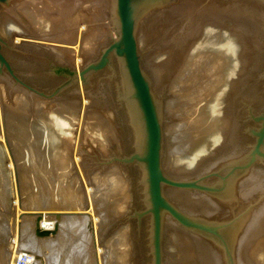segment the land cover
Returning a JSON list of instances; mask_svg holds the SVG:
<instances>
[{
  "label": "rangeland",
  "instance_id": "374dc122",
  "mask_svg": "<svg viewBox=\"0 0 264 264\" xmlns=\"http://www.w3.org/2000/svg\"><path fill=\"white\" fill-rule=\"evenodd\" d=\"M18 1L20 3L18 7L20 8V6H23L21 5V1L23 4V2L27 0H15L10 5L0 10V36L6 40L9 45H11V34H14V31H9L11 30L9 22H12L14 18V15L12 14L19 15V17H26L24 15L25 13L22 11L20 12V10H17L19 11V14L15 12V5ZM102 1L103 4H101ZM96 2H99L102 5L101 10H99L103 15V17L101 16V20L105 18V23H109L111 25L112 32L115 33L117 29L114 15L115 0H85V4H83V6L85 5L84 7L86 8L88 5L90 6L91 3ZM13 8L15 11H12ZM98 14L100 13L98 12ZM84 17L85 15L82 19H80V29L86 27L85 21H87V19ZM75 19V22H78V18ZM104 27L105 26H103V28ZM104 29L107 34L109 27L107 26ZM100 30L102 31L101 28L98 31ZM17 33L21 35H17L14 40L15 42H13L14 45L17 46L16 51H11L7 47H5L4 50L5 56L12 62L15 68L16 78L10 76L6 72L0 73V136L4 135V142L0 143V264H8L11 257L10 255H14V252L17 250L21 252V248L23 250L22 244L31 248H29L28 251H26V249L22 251L21 257L18 258L16 264H34L36 256H38L37 258L40 256L42 258V260L39 258V261L41 260L42 262L39 264H49L46 259V255H50L48 251L49 248L50 253L52 249H55L52 250L51 255H55L58 259L61 250L66 249L67 244L72 243L74 240L77 242L80 238H82L81 240L83 242L80 240L77 244L79 245L80 250L82 249L83 251L81 250V253L77 248L76 250L81 254L76 251L78 255H75L79 257L80 255L85 254L84 256H87V258H85L88 259V254H91L92 257L89 255L90 259L95 257L93 260H90L92 262L95 260L93 264H103L104 257H107L106 255L110 254L108 251L109 249L106 250L104 248L108 246V243H110L112 238H114L113 236L120 232L121 229V231H124V240H122L123 245L121 244V246L119 244V247L117 246L116 249L118 256L122 257V264H154L152 245L153 223L152 217L149 214H146L149 208L146 172L144 167L139 164L126 165L123 162L126 157L128 158L135 153H138L141 143L139 140L137 141L139 136L135 137V130L132 129L131 125V115L128 106L131 96L128 93V91H130L129 88L127 89L128 78L122 68L121 60L113 57L109 67L101 72L94 73L91 78L88 79L87 84H89V86L87 87H89L90 92L92 91V95H95L93 96L94 99H99L97 101L101 103L102 107H105V112L107 113L106 116L113 119L114 122L118 124L117 126L123 128V134L117 136V147H115L116 145L113 146L111 144H106L105 146L98 145L92 138L86 140V144L84 145L85 147L82 149V157L84 158L85 156L84 159L87 160L86 168L88 170L86 172L89 178L93 179L97 174L103 177L107 174L109 169L117 168L121 171L123 180L127 183L125 185L126 187L124 186V188H126L124 190V194L119 196L118 190L113 193V198L114 195H118L116 200L117 203L115 201L114 203L109 202L110 198L104 196L102 198H97L99 200L95 202V205L99 204L98 206H95L94 208H85L84 205L81 204L79 209V203H82L85 200L84 195L87 194L88 191L91 192V190L96 193L98 188L91 186L93 184L92 179L88 180L86 172L82 171L85 182L83 183V186L82 184L79 186V189L82 191L81 192L79 190L81 195H75V197L72 198L73 202L71 201L70 205L69 202H65L68 204L64 205V203L63 206L59 205V208H52V206H48V201L51 198H54V200H60V203H62V200L66 199L73 191L74 187H76L74 179L78 174L75 173L76 170L73 162L75 161V157L73 156L74 154L71 155V159L69 158L70 162H68L66 173H64L65 170H62L63 166L60 165L61 163L56 158V150L59 145H62V139L60 137L61 135H64V133H60V130L62 129L58 125L60 123L56 124L53 122L54 119L50 117L56 113L58 107L65 105L68 101L67 96L74 93L75 90L78 89L79 85H83V83H79L78 86H66V88L61 90V92L57 93L60 88L65 85L67 80L53 73V61H49L48 63L42 60L33 61L36 59H30V57H25V55L22 56L20 53L23 50H19L22 47L19 48V45H16V39L22 38L23 33L21 31L19 32V30ZM102 33L104 34V32ZM103 39H100V41L95 43L93 46L94 52L90 58L91 60L97 61L101 56L103 49L108 45V43L112 42L108 39ZM106 41L108 42L106 43ZM49 44H51L50 46L58 45L55 43ZM44 51L46 52L48 49ZM97 53H99V55ZM90 59L89 62H92ZM57 63L63 65L62 63ZM70 69H72L71 66ZM18 80L28 85L31 89L18 83ZM90 86H92V90L90 89ZM95 90L98 93H95ZM65 136L69 137L68 134ZM50 137L52 139H50ZM49 150L52 160L55 161V163L51 165L48 163ZM261 152L263 156L257 155V158L255 160L253 159L248 166L243 168L240 167L241 169L239 172L241 173L238 176H235L234 179L232 178L230 182L231 185L235 183L234 186L237 188L238 194L242 192L241 196H244L245 198L244 199L239 195V198H242L241 202L240 199H236L239 202H236L235 200L232 204H230L233 210L230 207H228V209L225 208L227 205L223 206L222 201L219 199L223 197L221 196L223 193L212 194L195 188H165V197L183 214L193 220H197L213 227L228 226L229 233L227 232L228 237H224L222 240L220 237L214 236L208 232L183 227L169 215H165L163 218L162 239L163 264H214V261H216L215 264H264V146L261 148ZM238 168L239 167L234 168L233 171L238 170ZM233 171L230 174L235 175V173L238 172L236 171L233 173ZM221 178L222 177L218 175H211L202 178L197 182H200L203 186L215 188L221 184ZM66 186L69 189L66 188ZM119 197L122 199L121 202ZM15 201L18 202L17 205L14 204ZM115 203L117 208L116 212L113 211L115 212L113 214L111 209ZM203 203L205 205H203ZM212 204H215L217 208ZM206 205L208 207H206ZM32 207L35 211L34 209L30 210ZM78 209L80 211H85L82 213ZM91 209H95L96 211H91ZM23 211H28L29 213L27 212V214L25 212V214ZM36 211L37 214L35 213ZM86 211L89 213L93 212L92 214L94 219L90 214H88L89 220L90 218L92 220L89 221L87 218L84 221V217L86 213H88ZM46 212L51 216H60L64 215V213H67V215H64L67 217L72 215L71 225L73 222L76 227L75 228L72 225L70 233L67 234L65 238H62L63 240L54 241L53 243L55 244L52 243V245L50 244L51 246H48L43 242L44 240L41 237L44 238L45 235L40 236L41 233H48V230L45 228V222H48L46 220H48L49 217L51 218V216L47 215ZM30 213L34 214L30 215ZM209 213L212 216H210ZM139 214L143 215L141 219L139 218ZM36 215L37 217H35L34 221H31L32 223L30 222V225V223H28L29 218ZM75 216L77 218H75ZM60 217L62 218V216ZM82 217L83 219L81 220ZM253 217L255 218V221L254 219L252 220ZM25 220L27 222L21 226V223L23 224ZM76 220L79 222L81 221L82 226L79 224L77 225ZM171 220L173 221L172 223ZM85 222H89V225ZM97 223H99V227L97 226ZM249 223L252 224L249 225ZM237 224H241L243 226L240 233H242L245 228L248 230H244L245 233L247 232L246 235L244 233L246 237H244L242 233V241L240 239L239 244L237 242L234 244V240H231L233 238L232 232L238 226ZM246 225L250 228L253 227V229L248 228ZM79 226L81 229H86V226H89V228L90 226L91 228L96 226L98 234H96V239L100 242L94 241L96 239L91 235V228L90 230L83 229L82 231ZM23 227L25 230H22L24 229ZM77 228H79L78 231ZM79 231H82V234L78 239V236L80 235L75 232L79 233ZM85 231H89V233L86 234ZM21 232L25 233H23L24 236L20 235ZM89 234L91 235V238ZM15 235H17V237ZM82 235H87L86 237L88 238V241L83 240V238L85 239L86 237H82ZM46 237L47 236H45V238ZM185 238L187 240H185ZM19 239L22 240V242ZM30 240H34L33 243ZM13 241L18 243V245L16 243L14 244ZM19 241L22 244H20ZM93 241L97 242V246H93ZM19 244L22 246L21 248L18 247ZM208 245H211L212 247ZM104 251L109 253L106 254ZM84 256H80L82 260H80V264H84L85 259H82ZM77 260L78 259H76V261ZM76 261H74V264L79 262ZM50 264L52 263L50 262Z\"/></svg>",
  "mask_w": 264,
  "mask_h": 264
},
{
  "label": "water",
  "instance_id": "95a60500",
  "mask_svg": "<svg viewBox=\"0 0 264 264\" xmlns=\"http://www.w3.org/2000/svg\"><path fill=\"white\" fill-rule=\"evenodd\" d=\"M14 1L0 0V10ZM114 15L118 39L97 61L78 71L53 62V73L67 80L59 93L88 86L113 57L121 60L142 127L138 153L123 162L145 169L153 259L163 264L165 215L222 240L229 231L183 214L165 188L222 194L240 167L263 156L264 0H115ZM10 40L0 36V73L16 78L4 53L17 49L15 35ZM211 175L222 177L218 187L197 182Z\"/></svg>",
  "mask_w": 264,
  "mask_h": 264
},
{
  "label": "bare ground",
  "instance_id": "6f19581e",
  "mask_svg": "<svg viewBox=\"0 0 264 264\" xmlns=\"http://www.w3.org/2000/svg\"><path fill=\"white\" fill-rule=\"evenodd\" d=\"M19 4L20 3L18 1L16 3V5H15L16 6L15 7L16 8L15 9L16 11L14 10V8H13L12 11H15L16 13H18L19 11H17V10H20V12L22 11L23 13H25L24 15L26 17H24V16L23 17H21V16L19 17V15L12 14V15H14V18H13L12 22H9V26L11 28V30H9V31L10 32L14 31V34H11V35L12 36L15 35V37H17V35H21V34L17 33L18 30H19V32L21 31L23 33L22 38H17L16 39V45L18 44L19 45L18 46L19 48L22 47L21 49H19L20 51L23 50L20 53V54H22V56L25 55V57L28 56V57H30V59L31 58L36 59V60H33V61L42 60V61H45L46 63H48L49 61L50 62L53 61V62H56V63L59 62V63H62L65 67L70 68V66H71L73 69H75V70L78 71V70H80L83 66H85L89 62V59L92 57V54L94 52L93 46L95 45V43L99 42L100 39L102 40L103 37H104L103 40L108 39L109 41H115V40L118 39L117 34L114 33V32H112L111 25L109 23H105V21H104L105 18L103 20H101V18L103 17V15H102V12H100L99 10H101V8H102V5L101 4H103V1H102L101 4L99 2L91 3L90 6L88 5L86 8L84 7L85 5L83 6V4H85V0H42V1H36V0H34V1L33 0H30L29 1V0H27V1H24L23 4H22V1H21V5H23V6H20V8L18 7ZM98 12L100 14H98ZM103 14H104V12H103ZM84 15H85L84 18L87 19V21H85L86 27H84V28L82 27L83 29H80V24H81L80 19H82ZM75 18H78V22H75L76 21ZM7 25H8V23H7ZM103 26H105V27L108 26L109 27V31L107 30V34L105 32V29H104L105 27L103 28ZM100 28L102 29V31L100 30L101 32L98 31ZM102 32H104V34ZM19 37H21V36H19ZM107 42L108 41H106V43ZM49 43H55V44H58V45H56V46H54V45L53 46H50L51 44H49ZM46 49H48V51L45 52L44 50H46ZM53 53H54V55H53ZM97 54L99 55V53H97ZM91 61H94V60H91ZM36 64H37V62H36ZM88 86H89V84H88ZM90 89L92 90V86H90ZM93 92H94V90H93ZM95 93H98V92L96 91ZM93 96H95V95H92V91L90 92L89 87L80 84L79 87H78V89H76L74 93H72L71 95L69 94V96H67L68 97V99H67L68 101L65 103V105L64 106H61V107H58L56 113H54V115L50 117V118H53L54 119L53 122H55L56 124L57 123H60V124H58L59 127L62 128L60 130V133L61 134L64 133V135H61V137H60L62 139V143L60 142L62 145H59L58 148H57V150H56V153H57L56 158L61 163L60 165L63 166V169L62 170H65L64 173H66L67 168H68V166H67L68 165V162H70L69 160L71 159V155L74 154L73 156L75 157V159H74L75 161H73V162H74V166H75V170H76L75 173L78 174L77 176H75V179H74V182H76V187H74V189L72 188L73 191L72 190H71L72 192L70 191L71 193L68 195V197L66 199L62 200L63 201L62 203H60V200H57V201L54 200V198L53 199L51 198L48 201V203H49L48 206H50V207L52 206V208L53 207L59 208L60 207L59 205L63 206V204L65 202H69V205H70V202L71 201L73 202L72 198H74L75 195H77V196H78V194L81 195V193H80L81 190L79 189V186H81L80 184H82V186H83V183L85 182V180H84L85 178H84V176L82 174V171H85L86 172L88 170L86 168V161L87 160L84 159L85 156H84V158L82 157V154H83L82 149H83V147H85L84 145L86 144V140H89L90 138H92L93 141L95 143H97L98 145L105 146L106 144H109V145L111 144V145L115 146L117 144V141H118L117 140V136H120V134H123L122 133V129L123 128L117 126L118 124H116V122H114L113 119H110L109 117L106 116L107 113L105 112V107H102L101 106V103H99L97 101L99 99L96 100V99H94ZM96 97H97V95H96ZM135 105H136L135 102H133L132 99H129L128 106H129V111H130V115H131V122H132L131 125H132V129L135 130L134 131L135 137H138L139 136V139H137V141L139 140V142L140 141L142 142V130L140 129V126H141L140 125V122L136 119V111H135V108L136 107H135ZM103 108H104V110H103ZM55 119H57V120H55ZM128 124H130V123H128ZM66 134H68L69 137L68 136H65ZM3 136L4 135H1L0 136V143L1 142L2 143L4 142V139H3L4 137ZM50 139H52V138L50 137ZM61 139H60V141H61ZM139 142H137V143H139ZM115 147H117V145ZM114 156H115V153H114ZM48 159H49L48 163L50 165L55 163V161L52 160V156H51L50 150H49V157H48ZM10 164H12V163H10ZM123 172H125V171H123ZM121 173L122 172L119 171L117 168H115V169H109V171H107V174L105 176L102 177V176H100V175L97 174L92 179V178H89L88 177V174L86 172L87 177H88L87 179L88 180H91L92 179V183L93 184L91 185L90 182H89V184L91 186L95 187V188H97V187L98 188L96 190V193L93 192L92 190H91V192L88 191V193L84 195L85 200L83 199L84 201L82 203H79L78 207L81 206V204H83L85 208H94L95 206H98L99 205V204H96L95 205V202L97 200H99L97 198L98 197L99 198H102L104 196L110 198L109 202H113V203H114V201L116 202V200L118 198L117 196L118 195L120 196L121 194H124V190L126 189V188H124V186L127 184V183H125L126 181L124 182L123 176H122ZM234 184L231 185V183H230L229 186H228V188H227V190L221 195L223 197L219 198L222 201L223 206L224 205L225 206L227 205V207H225L227 209H228V207L231 208L232 206L230 204H232L236 199H240L239 197L242 195V192L240 194H238V190L234 186ZM67 186H66V188H68ZM64 188H65V186H64ZM117 190H118L119 193H118V195H114V198H113V193H115ZM120 191H121V193H120ZM128 195H129V193H128ZM60 197H61V195H60ZM216 197H218V196H216ZM241 197L244 198V196H241ZM207 199H209V198H207ZM241 199H240V202H241ZM121 200L122 199L120 198V202H121ZM75 201H76V199H75ZM236 202H239V201L236 200ZM17 203H18L17 201L14 202V204H16V205H17ZM116 203L113 205V207L111 209L112 212L113 211L116 212V208H117L116 207ZM67 204L68 203H65L64 205H67ZM203 205H205V204L203 203ZM212 205H214L216 207L215 204H212ZM206 207H208V206L206 205ZM218 208H219V205H218ZM31 209H34V208L32 207V208H30V210ZM79 209H80V207H79ZM92 210L93 209H91V211ZM223 210H224V208H223ZM34 211H35V209H34ZM84 211H80V212L83 213ZM93 211L95 212L96 210L94 209ZM25 212L27 213L28 211H25ZM25 212L23 211V213H25ZM30 212H32V211H30ZM86 212H88V211H86ZM115 212H113V214ZM210 212H211V210H210ZM35 213L37 214V211ZM75 213H77V212H75ZM92 213L93 212L86 213L87 216L86 215H85V217L83 216L84 217V221H85V219L88 218V214H90L93 217V214ZM31 214L33 215L34 213H30V215ZM56 214H57V212H56ZM77 214H79V213H77ZM47 215H50V214L47 213ZM64 215H67V213L66 214L64 213ZM64 215H60V216H62V218L60 216H58V215H56V216H51L50 215L51 218L49 216H47V217H49V219L48 220L45 219L46 221H48V222H45V225H46L45 228L48 230V233H44V234L41 233L40 236H44V235L47 236L46 238H45V236H44V238L41 237L44 240L43 242L46 245L51 246L54 241L61 240L62 238H65L67 234L70 233V229H71L72 225L74 226V223L73 222H72V225H71V221H72V217L71 216L72 215L70 217H67V216H64ZM209 215H210V213H209ZM210 216H212V215H210ZM18 217H20V216H18ZM35 217H37V215L36 216H31L29 218V222L28 223H30L31 221H34L35 220ZM83 217L81 218V220L83 219ZM75 218H77V217L75 216ZM21 219H24V218H21ZM93 219H94V217H93ZM253 219L255 221V218L254 217L252 218V220ZM88 220H89V218H88ZM90 220H92V219L90 218ZM49 221H51V222H49ZM93 221H95V220H93ZM25 222H27V221L25 220L23 222V224L21 223V226H23L25 224ZM78 222L79 221H77V225L78 224L79 225L82 224L81 221L79 223ZM172 222L173 221L171 220V223ZM31 223H30V225H31ZM85 223H87V222H85ZM87 224L89 225V222ZM94 224H96V223H94ZM98 224L99 223H97V226H98ZM250 224H252V223H249V225ZM171 225H173V224H171ZM237 225L238 226L237 227L235 226L236 228L234 227L235 229L232 232L233 233V235H232L233 238L231 240H234V242H233L234 244L236 242L239 244L241 237L245 233L244 230L245 229H246V231L248 230L247 228L244 227L245 229H243L244 232L242 231V233H243V235H242V233H240V232H241L243 226L241 224L240 225L237 224ZM246 226H248V225H246ZM28 227H29V225H28ZM83 227H84V225H83ZM79 228H80V226H79ZM79 228H77V231L79 230ZM90 228H91V226H90ZM90 228H89V226H86V229L85 228H83V229H85V230L89 229L90 230ZM248 228H250V227L248 226ZM16 229H17V227H16ZM83 229H81V230L83 231ZM250 229H253V227L250 228ZM20 230H19V232H20ZM22 230H25V228L22 229ZM121 230H120V232H118L116 235L113 236L114 238H112V241L110 243H108V246L107 245H106L107 247L105 246L106 248H104V249H106V250L109 249L108 251L110 252V254H108L109 252H105V251L104 252L106 254L110 255V256L106 255L107 257H104L103 264L104 263L105 264H122V261H121L122 260V257L118 256V252H117V249H116V247L119 244L120 245L121 244L123 245V241L122 240H124L123 239L124 231H121ZM45 232H47V231H45ZM81 232L80 231H79V233L75 232L76 234L80 235V236H78V239H79V237H81V234H82ZM91 232H92L91 235L93 237H95V239H96L97 227L96 226L92 227L91 228ZM23 233L21 232L20 235H23ZM85 233L88 234L89 231L88 232L85 231ZM246 233H245V235H246ZM91 235L89 234L90 238H91ZM245 235H244V237H246ZM15 236L17 237V235H15ZM18 236H19V234H18ZM86 236L85 235L84 236L82 235V237H86ZM18 238H20V237H18ZM33 238H31V239H33ZM86 238L85 239L83 238V240L88 241V238H87V240H86ZM178 238H180V237H178ZM14 239H17V238H14ZM81 239L82 238H80V240ZM80 240H77V242H76V240H74L72 243L67 244V248L61 250V253H60V256H58V259H57V257L55 255L54 256H53V254L51 255L52 250H55V249H52V247H51L52 250H51V253H50V248H49L48 251H49V254L50 255H48V254L46 255V259H47L48 263L50 264V262H51L52 264L53 263L54 264L55 263L56 264H74V261H76V259H78L76 262L79 261L77 264H80L81 263L80 262V260H81L80 256H84L85 255L84 252H83L84 255H80L79 257L76 256V255H78L77 253H80V252L82 253V251H83L82 249H81L82 251L80 250L79 245L77 244ZM185 240H187V239L185 238ZM20 241L22 242V240H20ZM20 241H19V243L22 244ZM30 241L33 243L34 240H30ZM94 241H97V239L94 240ZM241 241H242V239H241ZM244 241H245V239H244ZM16 242H17V240H16ZM16 242H14V244ZM97 242H100V241H97ZM97 242H94L93 243V246L94 245L97 246ZM57 243H58V241H57ZM74 243H76V244H74ZM166 243H168V242H166ZM14 244H12V245H14ZM16 244L18 245V243H16ZM20 244H19L18 247L21 248L23 246V250L21 248V252L17 250L16 252H14V255H10L11 257H10V261H8V264H16L18 258L21 257L22 251H24L25 249H26V251H28V249L31 248V247H26L25 244H22V246H20ZM53 244H55V243H53ZM65 244H66V242H65ZM56 246H57V244H56ZM208 246H211V245H208ZM208 246H207V248H208ZM83 247H85V246H83ZM77 248L80 250V252H78L76 250ZM97 250H99V249H97ZM76 251H77V253H76ZM101 251H103V250H101ZM85 252H87V251L85 250ZM12 253H13V250H12ZM87 254H88V252H87ZM121 254H123V253H121ZM89 255L91 256V254H88V259H86L87 256L82 257L83 260L85 259L84 264H93L95 262V260H94V262L90 261V260H93L95 257L93 259H90ZM37 257L38 256H36V258H35V261H34L35 263L34 264H39L41 262V260H42L41 256L39 257V258H41L40 261H39V258H37ZM217 257H219V256H217ZM214 262L216 263V261H214Z\"/></svg>",
  "mask_w": 264,
  "mask_h": 264
},
{
  "label": "flooded vegetation",
  "instance_id": "af4514ba",
  "mask_svg": "<svg viewBox=\"0 0 264 264\" xmlns=\"http://www.w3.org/2000/svg\"><path fill=\"white\" fill-rule=\"evenodd\" d=\"M73 69V68H72ZM260 114H259V116L261 115V114H264V110H262L261 112H259ZM256 117H259V116H257V114L255 115Z\"/></svg>",
  "mask_w": 264,
  "mask_h": 264
}]
</instances>
